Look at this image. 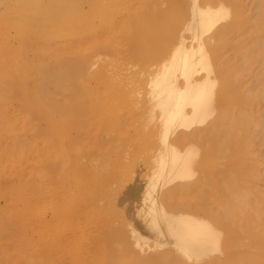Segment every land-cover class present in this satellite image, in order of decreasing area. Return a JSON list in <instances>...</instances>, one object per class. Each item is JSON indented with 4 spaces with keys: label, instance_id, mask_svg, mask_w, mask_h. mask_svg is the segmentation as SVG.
Wrapping results in <instances>:
<instances>
[{
    "label": "bare ground",
    "instance_id": "obj_1",
    "mask_svg": "<svg viewBox=\"0 0 264 264\" xmlns=\"http://www.w3.org/2000/svg\"><path fill=\"white\" fill-rule=\"evenodd\" d=\"M255 1L0 0V264H264Z\"/></svg>",
    "mask_w": 264,
    "mask_h": 264
},
{
    "label": "rangeland",
    "instance_id": "obj_2",
    "mask_svg": "<svg viewBox=\"0 0 264 264\" xmlns=\"http://www.w3.org/2000/svg\"><path fill=\"white\" fill-rule=\"evenodd\" d=\"M246 6H247L248 11L250 13L249 15H251L253 18H255L256 15H258V11H259L258 10L259 7H258L257 2L255 0H246ZM239 39H238V37H235L234 38V41L232 43L233 45H231V46L234 47L235 43H237L236 41L237 40L239 41ZM233 51L235 52V49L234 48L230 49L226 53V55L230 56L231 58H234L236 56V54H234ZM238 58L240 59V57H238ZM263 71H264V60L261 61V62H259V63L254 64L252 66L251 73L248 72V76L247 77L244 75L246 77V78L244 77V81L247 84H249V82L250 83H256V80H254V78L256 79V75L257 74L259 75V73L260 72H263ZM244 74H247V73H244ZM252 76H255V77L253 78ZM250 85H252V84H250ZM256 110H257L258 113H261L262 112V109H260V107H257ZM253 150H255L254 151V154H255L254 156L257 157V160L259 162L258 165H257V177H258V180H257V188H258V190L264 192V141L261 139V137L256 138L255 145L253 147ZM98 164L100 166L101 163H98ZM112 183L113 182L110 181L108 185H111ZM0 204L2 205V202H0ZM39 207H40V205H39ZM49 217L50 216H49V213H48V215L46 216V218H49ZM90 252H91L90 254L95 255V254H98L99 253V250H97V249L93 250L92 249V250H90Z\"/></svg>",
    "mask_w": 264,
    "mask_h": 264
}]
</instances>
